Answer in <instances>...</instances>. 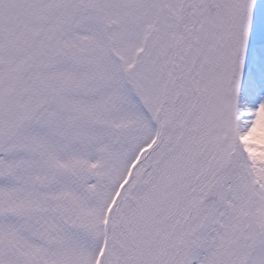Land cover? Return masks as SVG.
<instances>
[{
    "label": "snow or ice",
    "instance_id": "1",
    "mask_svg": "<svg viewBox=\"0 0 264 264\" xmlns=\"http://www.w3.org/2000/svg\"><path fill=\"white\" fill-rule=\"evenodd\" d=\"M264 0H0V264H264Z\"/></svg>",
    "mask_w": 264,
    "mask_h": 264
},
{
    "label": "rangeland",
    "instance_id": "2",
    "mask_svg": "<svg viewBox=\"0 0 264 264\" xmlns=\"http://www.w3.org/2000/svg\"><path fill=\"white\" fill-rule=\"evenodd\" d=\"M244 143L249 146L254 156L257 151L264 153V113L258 115L255 127L244 137Z\"/></svg>",
    "mask_w": 264,
    "mask_h": 264
},
{
    "label": "clouds",
    "instance_id": "3",
    "mask_svg": "<svg viewBox=\"0 0 264 264\" xmlns=\"http://www.w3.org/2000/svg\"><path fill=\"white\" fill-rule=\"evenodd\" d=\"M255 155H256V157H261L262 155H264V153H261L260 151H257L256 153H255Z\"/></svg>",
    "mask_w": 264,
    "mask_h": 264
}]
</instances>
